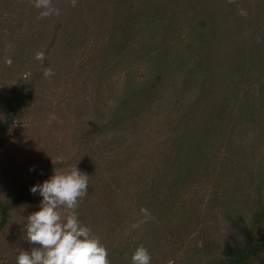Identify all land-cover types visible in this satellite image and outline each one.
<instances>
[{
	"label": "rangeland",
	"instance_id": "1",
	"mask_svg": "<svg viewBox=\"0 0 264 264\" xmlns=\"http://www.w3.org/2000/svg\"><path fill=\"white\" fill-rule=\"evenodd\" d=\"M41 11L34 0H0V198L11 207L1 264L38 247L25 238L26 218L42 200L30 188L75 166L89 176L75 212L107 248L110 264H131L139 245L151 264L205 262L232 229V199L239 206L255 197L264 176V0H77L60 15L41 18ZM196 13L214 22L202 36ZM54 37V75L26 90L28 103L5 134L6 97ZM227 59H235L227 64L251 109L242 112L231 96L226 112L209 117L218 127H204L200 138L186 131L184 115L206 74L222 71ZM146 84L153 86L147 109L107 128L122 100L136 101ZM180 170L176 187L172 175Z\"/></svg>",
	"mask_w": 264,
	"mask_h": 264
},
{
	"label": "trees",
	"instance_id": "2",
	"mask_svg": "<svg viewBox=\"0 0 264 264\" xmlns=\"http://www.w3.org/2000/svg\"><path fill=\"white\" fill-rule=\"evenodd\" d=\"M69 3H71V0H52L53 7L58 8L60 12ZM176 4H178V2ZM176 8H179V6L177 5ZM119 16H121V14H119V12L117 11L116 19ZM218 19L220 21L224 20V22L226 21L227 23L229 22L232 27L236 24V21L233 20L231 16L225 17L221 15ZM193 20L194 28L198 31L199 35L204 34V31H209V25L214 24L211 19L209 20L208 16H205L202 13L199 15L196 13ZM231 32V35H233L234 31ZM212 36L217 37L214 34ZM221 39V37H218L216 42H220ZM205 41L206 43H208L206 45L208 46L209 44H211L209 48L213 49L212 46L215 44L212 43L213 40L211 42H208L207 40ZM55 42V37L51 42H47L46 49L42 50L45 54L43 62L41 63L40 61L36 60L37 62L35 65L37 67L33 70V72L29 76L22 78L13 94L6 97V105L1 114V118H3L5 123V134H8L9 131L13 129L14 113L28 103L26 90H28L32 86H35L36 84L39 85L40 83H42L46 79L44 77L43 70L45 68H52V63L57 62V56L53 55L51 52L52 43ZM235 47L236 45H234V48ZM228 61H230L232 64H235V59L234 61L227 59V61L224 62L226 66L224 68L222 67V71H219L218 73L215 68H212V70H210L206 74V77L203 80V84L200 87V93L197 95V97H195L194 103L189 104V106L187 107V109H189V111L191 110V112L189 113L188 111V113L184 115L186 117L184 118L183 123L186 127V131L194 130L199 134L200 138L203 134L204 127H207L209 129V131L208 129L205 130L208 132H212L214 131V128H216V126L218 127V123L220 120H218V123H213L212 119H210L209 117L212 116L213 118H217L218 116L222 115L223 112H226L228 105L225 100L231 98V96H238V99L241 101L240 104L242 105V112L243 110L249 111L251 109L252 102L249 100L248 93H246L244 95V98L241 99L240 95L242 92V85L239 83L241 81L238 82V80H236L237 78L234 79V72L230 71V69L233 68H231L229 64H227ZM63 63L64 62L62 60L61 64ZM162 76L164 75L158 74L157 78L160 80ZM152 91L153 86L146 84L143 88L134 93L133 96L135 99L137 98L136 101L134 99L130 101L129 98L127 99L125 97V99L122 100V103L117 107V111L114 117L110 119L105 126L107 128L117 127L126 119L131 118L134 113L138 114L144 112L150 102L149 97ZM202 105H206L205 111H202ZM195 112L198 115L195 114ZM206 112H209V114L207 115ZM205 114L207 118L204 120ZM201 123H203V126L201 125ZM208 124H210L209 127ZM98 130L99 127L94 133H98ZM191 146H196V144H191ZM173 162H176V151L174 157L170 160V165ZM183 163H181V168H183ZM162 176L164 177L165 175L162 174ZM172 179H174V181L176 182L175 186L177 187V184L181 179V170L177 172V175H172ZM156 188L157 186L154 188L155 192L157 190ZM175 190L176 189H173L172 194H175ZM233 200L235 199H232V202L229 205V208L234 213V219L230 222V226L232 229L229 235H227V237L224 239L223 245H221L219 249L215 250V252H213L210 257L206 258L205 262H200V264H264V176L257 186V194L255 197L247 195L243 200L240 201L239 206H236V204H234L235 201ZM10 217L11 207L6 204L3 199L0 198V246L1 232L6 223L9 221ZM150 242L152 241H148L147 243H145V246L147 247ZM18 248L19 247H15L14 251ZM2 254L3 253L0 251V264L2 262H5L3 260L5 258H3ZM177 262L180 263L179 260H177ZM163 263L161 262V264Z\"/></svg>",
	"mask_w": 264,
	"mask_h": 264
},
{
	"label": "clouds",
	"instance_id": "3",
	"mask_svg": "<svg viewBox=\"0 0 264 264\" xmlns=\"http://www.w3.org/2000/svg\"><path fill=\"white\" fill-rule=\"evenodd\" d=\"M77 0H71L74 7ZM233 3L234 0H228ZM34 7L41 9L40 17L60 15V10L53 7L52 0H34ZM242 15H246L243 10ZM259 41V37L257 38ZM35 59L41 63L44 53L37 52ZM6 63L11 65L10 58ZM47 79L54 75L52 69L43 70ZM89 176L76 166L65 173L54 174L42 184L33 185L30 191L42 196L39 210L26 218V239L38 247L30 251H21L15 264H110L107 248L100 242L91 229L81 224L75 209L79 199L88 194ZM62 207L68 211L61 213ZM141 212L151 218L146 208ZM139 225H133V228ZM151 254L143 245L136 247L131 256V264H151Z\"/></svg>",
	"mask_w": 264,
	"mask_h": 264
}]
</instances>
